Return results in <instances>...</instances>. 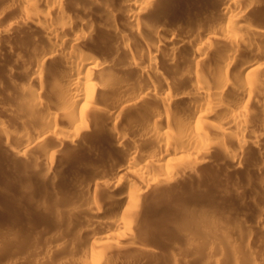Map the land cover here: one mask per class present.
Wrapping results in <instances>:
<instances>
[{"label": "bare ground", "instance_id": "obj_1", "mask_svg": "<svg viewBox=\"0 0 264 264\" xmlns=\"http://www.w3.org/2000/svg\"><path fill=\"white\" fill-rule=\"evenodd\" d=\"M10 3L4 9L15 18L7 25L0 5V57L15 64L8 67L3 58L9 71L4 83L18 77L19 93L9 96L20 106L16 113L37 127L11 133L0 119L1 144L14 157L34 153L44 161L27 169L40 182L54 183L58 152L92 160L73 168L67 183L87 194L80 210L91 214L70 240L82 247L80 258L67 253V259L108 264L104 249L133 236L150 187L174 190L179 179L186 207L199 206L192 236L201 240L197 248L213 252V243L227 242L230 255L220 248L212 264H237L244 254L264 251V0ZM194 6L202 11L193 18ZM171 9L173 34L166 21ZM164 58L192 84L189 90L174 94L159 78ZM165 157L166 167L159 162ZM15 186L25 190L12 176L0 186V197L8 198ZM211 197L235 204L242 217H205L201 208L212 205ZM252 202L262 206L249 221ZM107 211L112 219L102 217ZM220 225L246 232L230 239L237 232ZM61 231L51 241L64 246L69 235ZM246 264H264V254Z\"/></svg>", "mask_w": 264, "mask_h": 264}, {"label": "rangeland", "instance_id": "obj_2", "mask_svg": "<svg viewBox=\"0 0 264 264\" xmlns=\"http://www.w3.org/2000/svg\"><path fill=\"white\" fill-rule=\"evenodd\" d=\"M197 1L199 0H193V2ZM10 2L12 0L8 2L7 0H0V5L1 3L2 5L5 4L2 10L8 12L6 15L4 13L5 16L3 17V11H1L0 7L3 25H7L15 18L9 9L10 13L5 10L8 4H11ZM202 8L205 10L204 7ZM194 9L196 14L191 11L193 12L191 13L193 18L198 12L201 13L202 11L201 8L196 6H194ZM172 10H169V13L167 11L168 17L166 16L169 30L174 29L171 17L173 14ZM9 15H12V17ZM3 18L6 20L4 21ZM171 33L173 34L174 31L172 30ZM131 36L130 38H133ZM130 40L133 45L136 44L138 46H134L135 55H142L141 51H138L140 49L139 41L136 38ZM3 58L7 61L6 57L1 58L2 62L0 60V63H4L0 64V106L6 108L4 110L0 109V119L6 121L11 133H15L20 127L32 130L33 126L37 127V124L32 121L28 122L25 117L17 114L16 112L19 111L20 106L13 97L9 96L19 93L13 83L15 80H19L17 79L18 77H13L11 79V81L14 80L13 82L6 81L7 84L4 83L9 72L7 71L8 69L6 70L5 64L9 62L10 64H7L8 67L15 64L10 60L6 62ZM159 66V78L165 79L171 84L174 94L181 93L184 89L189 90L192 87L188 80L177 76V68H173L171 64L166 62L165 58L160 59ZM155 81L158 84L160 83L158 79H155ZM7 108L9 110H6ZM171 109L175 112L176 106ZM11 149L22 150L20 148L17 149L13 145H11ZM64 155H69L70 157L67 158ZM54 157L57 166L54 183H51L52 178L40 182L38 175L27 171V169L35 163L37 166L42 167L45 162L38 159L34 153H32V156L26 155L24 158L14 157L6 146L0 142V186H2L4 181L14 176L22 183L25 189L22 190L21 187L15 186L8 194V198L5 196L0 197V264H74V262L66 258L67 253L74 255L77 259L80 258L82 247L71 246L73 243L70 240L75 237L76 229L79 225L88 224L91 214H88L85 210H80V201H84V195L87 194L83 190L77 189L78 191H75V189L69 188L67 183L73 176V168L89 165L92 160L90 161V157L87 154L80 157L77 151L68 152V154L58 152ZM167 159L168 157H165L159 162L166 167L169 165ZM39 163H42L41 166ZM178 183V187L174 190L163 188L154 191V188L150 187L148 196L144 199L146 207L134 225L133 236L130 238L122 236L124 239L121 242L113 241L108 248L104 249L108 264H212L215 261L214 251L220 248L224 249L226 256L230 255L226 246L227 242L221 244L213 243L211 245L213 246V252L197 248L201 240L194 241L192 236L198 229L194 219L195 215L198 214L199 206L186 207L185 181L179 179ZM77 192L81 193V195L83 193V196H80ZM40 193L45 197L42 200L37 197ZM207 203L212 205L201 208L205 217L225 216L229 220H238L242 217L241 208L236 207L235 204H227L224 200L221 201L217 197L208 198ZM247 204L250 205L251 213L246 218L251 221L255 213L260 211L262 204L260 202ZM102 217L104 219L113 218L108 211L103 213ZM57 221L63 228H58L60 225ZM55 223L57 229L54 227ZM222 227L221 225L217 226L219 230L237 232L229 234L228 237L230 239L246 232V228L243 227L237 228L233 226L228 228L226 225ZM54 231H64L63 233L69 235V240L66 241L64 246L52 243L51 239L53 237L51 236L54 235ZM65 246L68 247L65 248ZM251 252L249 255L244 254L237 264H246L253 257H256L257 261H261L264 251L260 250L256 255L254 250ZM219 263L223 264L221 261H218Z\"/></svg>", "mask_w": 264, "mask_h": 264}]
</instances>
